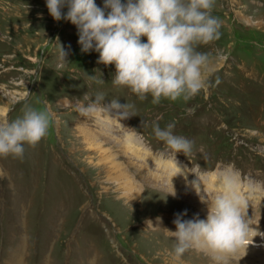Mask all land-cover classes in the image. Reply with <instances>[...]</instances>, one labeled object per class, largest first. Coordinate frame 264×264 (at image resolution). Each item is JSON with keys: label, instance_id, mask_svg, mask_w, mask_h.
Listing matches in <instances>:
<instances>
[{"label": "rangeland", "instance_id": "374dc122", "mask_svg": "<svg viewBox=\"0 0 264 264\" xmlns=\"http://www.w3.org/2000/svg\"><path fill=\"white\" fill-rule=\"evenodd\" d=\"M95 3L103 9L104 0ZM212 15L220 21V37L197 49L210 55L207 86L188 101L153 105L151 96L141 101L129 89L114 87L115 66L97 63L94 50L83 53L77 26L55 21L46 0H0V123L21 115L26 102L47 108L53 121L36 147L25 146L22 160L0 158V264H213L195 250L176 261L174 240L163 229L176 231L174 220L185 212L184 220L206 219L208 205L200 197L219 194L226 170L238 175L247 202L242 211L262 234L250 248L258 247L254 239L264 241V0H215ZM86 74H101L104 84H90ZM97 92L105 94V105L112 99L133 104L135 116L117 124L102 113L82 117L76 105L87 104L84 95L94 99ZM157 116L161 128L174 124V134L192 142L190 154L175 156L184 175H177L171 152L154 135ZM81 124L113 145L132 175L145 170L135 177L145 191L166 196L183 210L155 205L148 194L136 202L122 200L113 186L88 172L78 142L86 137L75 129ZM129 135L137 144L135 154L126 155L117 146ZM147 171L160 173L161 181L146 182ZM196 176L200 195L191 186ZM169 180L187 193L163 188ZM261 254L240 249L229 264H249L251 257L261 264Z\"/></svg>", "mask_w": 264, "mask_h": 264}, {"label": "clouds", "instance_id": "9594fccd", "mask_svg": "<svg viewBox=\"0 0 264 264\" xmlns=\"http://www.w3.org/2000/svg\"><path fill=\"white\" fill-rule=\"evenodd\" d=\"M214 5L215 0H126L125 3L104 0L101 9L95 0H46L48 12L55 21L66 19L77 26L83 53L94 50L99 54L97 63L115 66L114 87L129 89L141 101L151 96L153 105H159L162 100L188 101L207 86L205 72L211 63L210 55L197 49L220 37V21L212 15ZM142 37L147 38L146 43ZM66 56L60 47L63 63H67ZM86 79L90 84H104L101 74L99 78L86 74ZM84 98L89 101L87 104L76 105L82 117L102 113L119 123L135 116L133 104L112 99L105 105L103 92H97L94 99L86 93ZM21 113L15 119L0 123V158L22 160L25 146L36 147L48 134L53 121L47 108H34L26 102ZM160 119L162 116H157L153 122L154 135L171 152L177 175H184L175 156L190 154L192 142L175 135L174 124L161 128ZM200 184L197 177L191 185L197 195H200ZM218 188L219 194L213 198H208L205 188L207 199L200 197L208 205L206 219L196 216L184 220L185 212L174 220L176 231L163 229L174 240L172 255L176 261L195 250L208 255L213 264H229L241 248L246 251L253 238L262 235L242 211L247 202L241 195L238 175L231 170L224 171Z\"/></svg>", "mask_w": 264, "mask_h": 264}, {"label": "bare ground", "instance_id": "6f19581e", "mask_svg": "<svg viewBox=\"0 0 264 264\" xmlns=\"http://www.w3.org/2000/svg\"><path fill=\"white\" fill-rule=\"evenodd\" d=\"M17 11H19V10H17ZM18 16H19V13H18ZM17 19H18V17H17ZM115 124H117V122ZM82 126H83L82 124L80 126L77 125V128L75 127V129H77L79 132H81L86 137V138H78V142L80 143L81 148H83V156L81 155V157L85 158V156L87 155V158H85L86 160H84V163H85L86 167L88 168V172H89V169H91L93 172H95L97 174L98 179L100 178V179L104 180V184H107L109 186H113L114 188H112V189L115 192L120 193L122 200H123V198H125L129 201L131 200V201L136 202V201L142 200L144 198L143 197L144 194H148L150 196L149 202H152L155 205H156V203H158L157 204L158 206H160L162 204L161 207L167 208V205L171 204L172 206L175 205L178 209L183 208L178 203L170 200L166 196H162V195H159V194L154 193V192L145 191L144 188H142L139 181L135 178V177H142L145 170H143V171L139 170L135 174V176L132 175L129 172V170L125 167V165L118 158L117 154L119 152L117 151L118 153L116 154L115 152L112 151L111 147H114L113 145L110 146L106 142H105L106 144L104 142H101L98 139V137L95 135V133H93L92 131L90 132L89 130H86ZM82 129H84L85 132ZM135 141H137V140L134 139L133 136L129 135V136H127V140L125 141L126 143H124V145L122 147L121 146H117V147L124 149L125 150L124 154L128 155V154H131V152H132L133 144H137ZM81 153H82V151H81ZM133 154H135V153H133ZM146 157L147 156H145V158ZM128 159L125 158V161L126 160L128 161ZM160 164L161 163H158V166H160ZM128 165H129V163H128ZM140 167L141 168H147V166L146 167L140 166ZM161 174H162V176L168 177L167 174H164V173H161ZM160 177H161L160 173H158V172L148 173V171H147L145 181L146 182L149 181L151 183H157L158 181L159 182L161 181ZM170 177H172V176L170 175ZM174 182H175V180H169L167 183H165V187H163V188L167 189V187H168V189H170L171 191L179 192L181 194L187 193V190L184 187L178 186ZM246 193H248V191ZM144 202H145V200H144ZM158 208H160V207H158ZM168 210H169V208H168ZM161 217L167 218V217H173V216L164 214ZM153 232H155V231H153ZM254 240L259 242V240H257V239H254ZM253 243H254V241H253ZM261 246H262V244H261ZM261 246L255 247L256 249L250 248V246H249L246 249L245 253H248V252L249 253H264V247H261ZM241 249H243V248H241ZM261 255L263 256L264 254H261ZM247 257H248V255H247ZM250 259H251V261H245V263L254 264L253 262H255V260H253L252 257ZM260 263L264 264V257L261 259Z\"/></svg>", "mask_w": 264, "mask_h": 264}]
</instances>
